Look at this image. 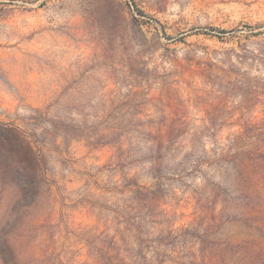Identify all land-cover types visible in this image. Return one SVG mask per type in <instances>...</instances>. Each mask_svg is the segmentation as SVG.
Listing matches in <instances>:
<instances>
[{
    "label": "rangeland",
    "instance_id": "obj_1",
    "mask_svg": "<svg viewBox=\"0 0 264 264\" xmlns=\"http://www.w3.org/2000/svg\"><path fill=\"white\" fill-rule=\"evenodd\" d=\"M122 260L264 264V0H0V264Z\"/></svg>",
    "mask_w": 264,
    "mask_h": 264
},
{
    "label": "trees",
    "instance_id": "obj_2",
    "mask_svg": "<svg viewBox=\"0 0 264 264\" xmlns=\"http://www.w3.org/2000/svg\"><path fill=\"white\" fill-rule=\"evenodd\" d=\"M110 260H112V259H110ZM121 262V264H124V261L122 260V261H120Z\"/></svg>",
    "mask_w": 264,
    "mask_h": 264
}]
</instances>
